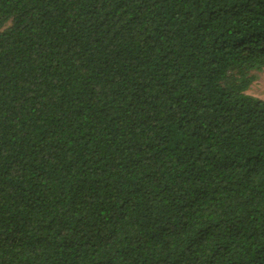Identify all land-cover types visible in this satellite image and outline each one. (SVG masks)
I'll list each match as a JSON object with an SVG mask.
<instances>
[{"label": "trees", "instance_id": "16d2710c", "mask_svg": "<svg viewBox=\"0 0 264 264\" xmlns=\"http://www.w3.org/2000/svg\"><path fill=\"white\" fill-rule=\"evenodd\" d=\"M264 0H0V264H264Z\"/></svg>", "mask_w": 264, "mask_h": 264}, {"label": "rangeland", "instance_id": "374dc122", "mask_svg": "<svg viewBox=\"0 0 264 264\" xmlns=\"http://www.w3.org/2000/svg\"><path fill=\"white\" fill-rule=\"evenodd\" d=\"M253 73L255 74V79L248 88L247 93L264 100V69Z\"/></svg>", "mask_w": 264, "mask_h": 264}]
</instances>
